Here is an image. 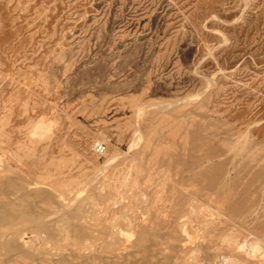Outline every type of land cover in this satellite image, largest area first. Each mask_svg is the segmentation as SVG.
<instances>
[{
    "label": "rangeland",
    "instance_id": "374dc122",
    "mask_svg": "<svg viewBox=\"0 0 264 264\" xmlns=\"http://www.w3.org/2000/svg\"><path fill=\"white\" fill-rule=\"evenodd\" d=\"M90 181L122 248L264 264V0H0V184Z\"/></svg>",
    "mask_w": 264,
    "mask_h": 264
},
{
    "label": "bare ground",
    "instance_id": "6f19581e",
    "mask_svg": "<svg viewBox=\"0 0 264 264\" xmlns=\"http://www.w3.org/2000/svg\"><path fill=\"white\" fill-rule=\"evenodd\" d=\"M140 112L142 111L140 110ZM138 131H140V129ZM93 181H90V184L85 186L84 189L80 188L73 197L66 195L55 197L54 199L52 197V201L50 199V203L53 204V207L51 206L52 208L48 209L47 207V209H44V207L41 206V208H38L37 211L34 206H37L35 202H37L36 200L39 198H35L36 196L33 197L34 194L32 195V197L36 199H34L35 201L32 200L34 203H31L30 200H22L29 203L20 204V201L18 200L19 195L17 193L19 189H17L18 191L15 189L13 186L14 184H12L13 182H11V184L1 183L0 186L2 187V190L8 189L6 191H10V193H5L7 196L3 197L4 193L2 195L0 192V195L2 196H0V220H3L5 215L15 214L17 217L8 220L6 224L0 226V264H167L164 259H162L160 256L158 257L160 251L159 254H157L158 251L155 249V245L158 244L157 241H151L150 243H147V239L138 237L135 240L129 242L127 246L122 248L120 247V242L114 237L113 234H111L110 231L101 228V226H99L101 224L92 220V216L85 212L86 209L84 208L85 199L90 198V196L87 198H83L82 196H84V191H87L88 188H91L90 185L93 183ZM35 186H33V188ZM28 187L30 188V186ZM25 188L26 187H24V189ZM24 189H22V191ZM34 192L36 193L37 191ZM26 193L30 194L28 192ZM44 193L47 195L46 192ZM20 196L22 195L20 194ZM23 198H26V196ZM41 198L42 197H40V199ZM46 203L44 202V204ZM26 226L32 227L31 232L33 235L31 237H28L29 234L24 230ZM26 230L28 231L30 229L26 228ZM120 231H122V229ZM49 243L50 245H48ZM174 245L177 246L178 244ZM198 248L196 247V249ZM196 259L201 264L227 263L225 262V259H223V262H220L218 260L219 258H217L215 255L209 254H204L200 258L197 257Z\"/></svg>",
    "mask_w": 264,
    "mask_h": 264
},
{
    "label": "built area",
    "instance_id": "2783aa9c",
    "mask_svg": "<svg viewBox=\"0 0 264 264\" xmlns=\"http://www.w3.org/2000/svg\"><path fill=\"white\" fill-rule=\"evenodd\" d=\"M95 149L98 151V152H103L105 150V147L102 143L98 142L95 144Z\"/></svg>",
    "mask_w": 264,
    "mask_h": 264
}]
</instances>
